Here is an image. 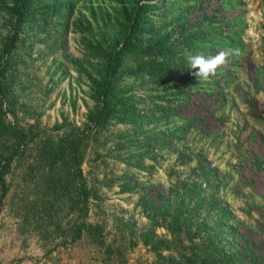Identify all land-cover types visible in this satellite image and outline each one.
Segmentation results:
<instances>
[{
	"label": "rangeland",
	"instance_id": "374dc122",
	"mask_svg": "<svg viewBox=\"0 0 264 264\" xmlns=\"http://www.w3.org/2000/svg\"><path fill=\"white\" fill-rule=\"evenodd\" d=\"M137 1H29L30 10L56 13L29 16L11 54L6 120L25 131L27 146L4 176L0 264H264V0L147 1L149 14L164 16L174 34L180 26L201 31L215 54L238 49L239 55L197 88L180 84L184 101L165 124H134L116 106L94 127L89 115L98 107L94 83L101 72L87 49L118 46ZM10 2L0 0V51L12 26ZM116 89L118 98L137 102L144 118L154 107L149 94L169 95L145 74L121 75ZM81 133L90 195L84 221L100 228V238L83 233L65 244L80 218L67 200L74 190L67 183L64 191L46 193L50 169L58 173L61 161L39 153L57 151L58 138ZM182 203L196 212L172 232ZM206 254L212 255L199 262Z\"/></svg>",
	"mask_w": 264,
	"mask_h": 264
},
{
	"label": "trees",
	"instance_id": "16d2710c",
	"mask_svg": "<svg viewBox=\"0 0 264 264\" xmlns=\"http://www.w3.org/2000/svg\"><path fill=\"white\" fill-rule=\"evenodd\" d=\"M29 1L30 0H11L8 13L12 18V26L9 34L3 39L0 51L1 196L5 193L3 192L5 187L4 176L8 173L11 164L24 156L27 146V142L25 141L26 134H24L25 131H15L6 120L11 105L7 93V87L10 84L8 80H6L8 77L7 73L11 70L13 63L11 54L19 40L18 31L22 23L26 22L29 16L35 17L36 19H43L49 18L56 13V8H53V10H30ZM147 1L149 0H139L132 6L130 18L126 19V25L123 28V36L118 46L108 52H104L101 47L87 49V56L94 59L98 58L100 62L99 71L101 72L99 81L94 83L96 88L94 99L98 107L89 115V122L94 127L104 124L116 106H118L123 116L134 124L139 125L142 121H146V119H148L150 124H156L158 121L165 124L170 118H174L173 110L175 106L184 101L185 95L180 90V84L194 89L197 88V83L203 81V79H198L192 75L194 70L190 69L185 53L202 54L206 57L211 56V53L215 55V45L206 40L201 31L186 33L185 27L180 26L182 31L174 34L173 31H170L171 23L166 22L164 16L158 14L157 17H155L149 14L151 5H149ZM173 22H175V20ZM197 30H200V28ZM128 60L131 61L132 64L138 63V66L130 67L127 62ZM123 74L127 76L145 74L149 77L151 82L155 83L158 91L161 92L162 90L164 93L169 92V95L166 97L161 95V93L158 95L157 93L149 94L148 97L152 102L151 106L154 107H152L153 110L149 111V116L144 118L136 109L137 102L130 104L131 99L118 98L119 93L116 89V85L118 78ZM211 77L212 76L209 77V80ZM164 100L166 101L165 106H159V101ZM165 115H168L169 118L165 119ZM73 135H65L58 138L61 149L54 152L42 150L39 153L40 159L50 160L51 163H54L56 158L61 161L58 173L50 169L51 177L47 179L48 190L46 193H48L51 188L53 190L57 189V192L58 189L64 191V188L69 186L67 183H71L74 190V193L70 195L67 200L74 201V212H76L80 218L78 222L76 221L74 225L70 227V239L69 242L65 241V244L80 240L83 233H86L95 240L100 238V228L84 221L90 195L86 180L81 171L79 149L81 142L87 137V134L81 133ZM170 135L172 136V134ZM154 137H152V140ZM157 140H159V137L154 139V141ZM184 191L185 194L187 192L188 194L194 192V190L190 189H185ZM151 209H154L156 213L159 212L158 210L160 208L151 206ZM164 212L168 213V210L165 209ZM185 212L188 213V215H186ZM195 212V207L185 208L183 203L182 205L179 204L178 211L176 215L172 217L169 226L171 231L180 233L182 230L178 231L177 229H184L181 226V220L191 222L190 217L191 215L194 216ZM223 217H226V215L223 214ZM203 224L204 222H201L196 225L201 229ZM209 230H212V228ZM185 231H189V226L186 225ZM209 233L211 238L212 232ZM209 255L212 254H206V256L199 258V262L205 263Z\"/></svg>",
	"mask_w": 264,
	"mask_h": 264
},
{
	"label": "clouds",
	"instance_id": "9594fccd",
	"mask_svg": "<svg viewBox=\"0 0 264 264\" xmlns=\"http://www.w3.org/2000/svg\"><path fill=\"white\" fill-rule=\"evenodd\" d=\"M192 75L198 79L207 80L216 74L218 68L226 64L233 55H239L238 49H228L219 51L214 56H204L202 54L185 53Z\"/></svg>",
	"mask_w": 264,
	"mask_h": 264
}]
</instances>
